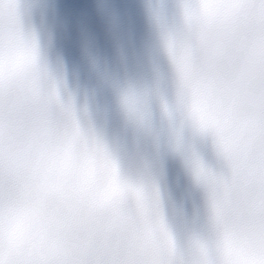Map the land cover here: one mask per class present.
I'll list each match as a JSON object with an SVG mask.
<instances>
[{
	"label": "clouds",
	"instance_id": "9594fccd",
	"mask_svg": "<svg viewBox=\"0 0 264 264\" xmlns=\"http://www.w3.org/2000/svg\"><path fill=\"white\" fill-rule=\"evenodd\" d=\"M179 32L169 28L156 26L155 40L163 55L175 64L181 45ZM121 79L116 87L117 102L125 114L129 111V98L132 89L142 98L145 108L149 93L154 91V85L137 83L132 79L139 71L136 46L131 38L127 39V58L124 50H118L106 65ZM99 80L95 87L84 86L78 74L69 75L64 63L57 58L49 64L45 61L43 72L38 82V90L46 101L45 128L56 136L73 133L92 145H106L112 138L105 112L96 104V87L105 84ZM146 121V112L143 114Z\"/></svg>",
	"mask_w": 264,
	"mask_h": 264
},
{
	"label": "bare ground",
	"instance_id": "6f19581e",
	"mask_svg": "<svg viewBox=\"0 0 264 264\" xmlns=\"http://www.w3.org/2000/svg\"><path fill=\"white\" fill-rule=\"evenodd\" d=\"M63 44L66 46V48H69L70 46H69V44H67V43H65V42H63ZM71 48V47H70ZM81 50H83V52L85 51L84 50V47L81 49Z\"/></svg>",
	"mask_w": 264,
	"mask_h": 264
}]
</instances>
